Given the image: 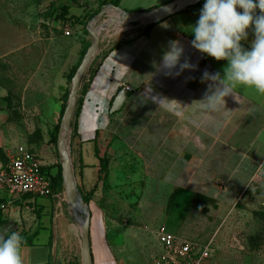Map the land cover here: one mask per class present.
<instances>
[{"label": "crops", "instance_id": "obj_1", "mask_svg": "<svg viewBox=\"0 0 264 264\" xmlns=\"http://www.w3.org/2000/svg\"><path fill=\"white\" fill-rule=\"evenodd\" d=\"M136 1L120 0L118 7L130 13L147 11L123 7ZM203 3L155 24L148 35L141 34L144 26L121 28V34H128L127 37L120 42L119 38L110 37L104 40L106 45L102 43L98 48L86 73L89 80L86 93L81 96L78 114L73 118L75 135L72 137V127L70 134V145L79 166L76 170L81 173L78 179L81 190L88 191L97 183L96 146L99 151L105 146L103 152L109 161L127 158L131 153L128 157L134 158L141 165L140 172L149 175L152 181L184 189L213 202L218 209L237 207L254 183L264 187V95L238 87L233 96L224 98L225 104L219 102V110L202 107L201 101L210 94L209 85L214 83L202 79L204 73L223 75L227 63L203 55L191 46L193 34L188 29L199 18ZM165 24L167 27L162 26ZM253 38L249 33L248 40L242 41L245 48L250 47ZM173 40L179 41L184 49L180 63L187 61L193 67L176 75L177 65L173 74L165 75L168 70L159 65ZM113 42L117 43L110 45ZM125 86L130 88L126 91L127 99L118 112L111 114V104ZM92 149L97 161L87 164L84 155ZM7 160L0 158V166ZM90 169L96 171V179L86 188L84 177ZM110 175L108 171V181ZM47 198L49 209L36 203V197L32 196L10 200L0 187V230L15 231L23 237L37 232L31 245H22L23 264H58L54 247L61 238L50 235L43 244L36 243L44 229L43 215L55 217L63 212L68 217L55 197ZM12 203L25 206L28 211L11 213ZM96 208L101 215L98 212L90 225L92 264H117L107 246L103 211Z\"/></svg>", "mask_w": 264, "mask_h": 264}, {"label": "rangeland", "instance_id": "obj_2", "mask_svg": "<svg viewBox=\"0 0 264 264\" xmlns=\"http://www.w3.org/2000/svg\"><path fill=\"white\" fill-rule=\"evenodd\" d=\"M60 1L0 0V158L9 160L28 151L50 167V176H54L60 166L50 139L62 105L66 104L71 86L69 75L80 64L83 52L92 42L86 29L91 20H86L87 14L107 6L103 4L105 0H69L68 16L76 18L61 20L56 19L53 12V6ZM168 1L138 0L125 3L123 7L145 11ZM120 30L103 32L99 48L110 37L119 38V42L127 37L128 34H121ZM86 73L80 90L87 82ZM104 149L105 146H101L99 154L105 159L111 175L105 189L102 181H97L88 203L90 225L95 212H99L96 207L101 208L107 246L117 264H149L157 258L162 248L155 230L161 224L188 242L199 246L208 244L209 258L205 264H264L263 186L254 183L234 209L225 206L218 209L213 202L184 189L152 181L149 175L140 172L141 165L128 157L131 153L127 158L122 156L109 161ZM75 154L70 145L79 190ZM84 161L87 164L97 161L93 149L84 155ZM95 179L96 171L90 169L85 174L84 186L91 187ZM58 184L54 189L55 199L68 217L71 216L70 220L63 212L55 217L43 215L44 229L36 243L43 244L50 235L59 237L54 247L58 264H82L80 226L66 210L62 180ZM35 201L49 209L47 197H36ZM10 207L11 213L28 211L18 204ZM70 223L74 225L72 228Z\"/></svg>", "mask_w": 264, "mask_h": 264}, {"label": "clouds", "instance_id": "obj_3", "mask_svg": "<svg viewBox=\"0 0 264 264\" xmlns=\"http://www.w3.org/2000/svg\"><path fill=\"white\" fill-rule=\"evenodd\" d=\"M188 30L193 34L194 49L216 61L227 62L223 75L204 73L202 79L214 83L209 85L210 94L201 101L202 107L219 110V102L225 104L224 98L233 96L238 87L264 95V0H204L199 18ZM249 33L254 38L245 48L242 41L248 40ZM183 52L179 41L169 42L159 65L168 70L165 75L173 74L177 65L176 75L193 67L187 61L180 63ZM22 244L18 232L0 230V264H23Z\"/></svg>", "mask_w": 264, "mask_h": 264}, {"label": "water", "instance_id": "obj_4", "mask_svg": "<svg viewBox=\"0 0 264 264\" xmlns=\"http://www.w3.org/2000/svg\"><path fill=\"white\" fill-rule=\"evenodd\" d=\"M204 0H171L145 12L130 13L118 6L107 5L102 8L87 24V31L92 42L82 57L80 64L71 78V86L67 96L65 108L61 116L57 138L56 151L60 160L61 180L65 189L66 210L73 216L74 221L80 226V254L82 264H92L90 252V211L89 204L83 202L74 176V168L70 155V134L74 118L80 85L83 77L94 59L100 45L103 32L110 29L127 28L134 25L140 28L157 24L167 18L180 13L186 8L195 6ZM98 23V24H97ZM127 92L120 90L114 98L109 112L116 113L124 105Z\"/></svg>", "mask_w": 264, "mask_h": 264}, {"label": "built area", "instance_id": "obj_5", "mask_svg": "<svg viewBox=\"0 0 264 264\" xmlns=\"http://www.w3.org/2000/svg\"><path fill=\"white\" fill-rule=\"evenodd\" d=\"M129 90L125 86V91ZM42 167V163L33 154L22 151L0 166V187L14 200L25 195L55 197L51 181L41 170ZM155 237L162 250L149 264H205L209 258L208 244L199 246L181 239L164 224L156 228Z\"/></svg>", "mask_w": 264, "mask_h": 264}, {"label": "trees", "instance_id": "obj_6", "mask_svg": "<svg viewBox=\"0 0 264 264\" xmlns=\"http://www.w3.org/2000/svg\"><path fill=\"white\" fill-rule=\"evenodd\" d=\"M119 3H120V0H108V1L105 0V1H103V4H105V5H109L110 4V5H114V6H119ZM70 8H71V2L69 0H66V1L61 0L60 2H58V4L53 6V12L55 14V18L56 19H61V20H67L68 18H74L75 19L76 17L74 15L68 16L69 15L68 12H69ZM98 12H99V10L87 14L86 20L88 21V20L92 19ZM86 22L84 24H86ZM154 25L155 24L147 25V26H144L141 30L140 29L139 30L141 31L142 35H148L149 31L151 30V28ZM84 53L85 52H83V55H84ZM94 61H95V59L91 62L90 66H89V70L91 69ZM78 65H79V63L72 69V71H71V73L69 75V80H71V78H72L75 70L77 69ZM88 84H89V80H87L86 84L80 90L79 98L77 100L76 109H75V113H74V118L78 114V111H79V108H80V104H81V96H83L86 93ZM64 108H65V102L62 105L61 112H60V117L58 119V123L56 124L55 131H54V133H52V136H51V139H50V142L53 143L55 148H56V138H57L59 122H60L61 116L63 114ZM71 127L73 129V131H72V137H73L75 135V128H76L75 119L73 120ZM95 155L97 156L98 161H99L98 179H97V181L101 180L102 181V186L105 189L108 186V168H107V164H106L105 159L103 158V156H100L97 146L95 147ZM49 169H50V167L46 166V165L41 168L43 173L46 176H48V178L50 179L52 194H55V191H54L55 185L57 183H59V184L61 183V168H60V166L58 167V170H57V172H56V174L54 176H50L49 175ZM78 174H79V176H81L80 171L78 172ZM96 184L92 187V189H90L88 191H83V190L79 189V191L82 193V200H83L84 203H86V204L89 203L93 193L95 192ZM30 196L31 195H25V196H23V198H27V197H30ZM36 234H37V232H35L34 234H32L30 236H27V237H23L22 236V238H23V244L22 245H31L32 240L36 236Z\"/></svg>", "mask_w": 264, "mask_h": 264}, {"label": "bare ground", "instance_id": "obj_7", "mask_svg": "<svg viewBox=\"0 0 264 264\" xmlns=\"http://www.w3.org/2000/svg\"><path fill=\"white\" fill-rule=\"evenodd\" d=\"M97 212V211H96ZM96 212H95V217H96ZM93 219H94V217H93ZM98 219V218H97ZM93 221V220H92ZM95 221H96V218H95ZM95 221H94V223H95ZM93 223V222H92ZM98 224H100V223H98ZM93 226V225H92ZM94 227V226H93ZM100 228V227H99ZM94 229H95V227H94ZM99 232H100V230H99ZM94 233V231H92V234ZM94 235V234H93ZM96 235V234H95ZM94 235V236H95ZM99 236V235H98ZM93 238V237H92ZM95 238H97V236L95 237ZM98 238H100V237H98ZM94 240V239H93ZM97 240V239H96ZM100 240V239H99ZM93 243V242H92ZM101 244V243H100ZM102 247H103V245H102ZM101 250H102V248H101ZM97 255H98V253H97ZM98 257V256H97ZM103 257V256H102ZM101 260V258H100V256H99V258H98V260ZM104 259V258H103Z\"/></svg>", "mask_w": 264, "mask_h": 264}]
</instances>
